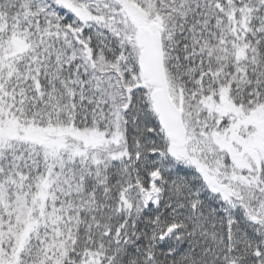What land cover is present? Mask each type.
Returning <instances> with one entry per match:
<instances>
[{"label": "snow or ice", "instance_id": "1", "mask_svg": "<svg viewBox=\"0 0 264 264\" xmlns=\"http://www.w3.org/2000/svg\"><path fill=\"white\" fill-rule=\"evenodd\" d=\"M0 264H264V0H0Z\"/></svg>", "mask_w": 264, "mask_h": 264}]
</instances>
